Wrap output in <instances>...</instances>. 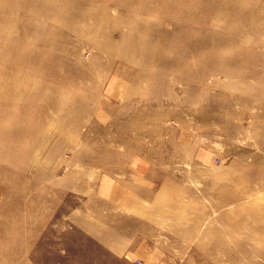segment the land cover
Returning <instances> with one entry per match:
<instances>
[{
	"label": "rangeland",
	"instance_id": "374dc122",
	"mask_svg": "<svg viewBox=\"0 0 264 264\" xmlns=\"http://www.w3.org/2000/svg\"><path fill=\"white\" fill-rule=\"evenodd\" d=\"M134 261L264 264V0H0V264Z\"/></svg>",
	"mask_w": 264,
	"mask_h": 264
},
{
	"label": "crops",
	"instance_id": "0c3cea01",
	"mask_svg": "<svg viewBox=\"0 0 264 264\" xmlns=\"http://www.w3.org/2000/svg\"><path fill=\"white\" fill-rule=\"evenodd\" d=\"M180 141L182 142L181 145H184L189 152L191 147L189 139L185 141L184 137H182ZM129 161L130 165L125 174L130 177L121 179V193L115 194V192H113V194L115 195L116 201H122L121 206L124 207L123 209L126 211H133L142 208L140 201L143 197L146 198V196L149 195L151 198H154L155 191L153 188L151 190V182L146 174L150 169V161L141 156H133ZM116 174L117 172H111L109 176H106L108 183L113 182L114 178H116Z\"/></svg>",
	"mask_w": 264,
	"mask_h": 264
},
{
	"label": "bare ground",
	"instance_id": "6f19581e",
	"mask_svg": "<svg viewBox=\"0 0 264 264\" xmlns=\"http://www.w3.org/2000/svg\"><path fill=\"white\" fill-rule=\"evenodd\" d=\"M23 36H26V34L23 33ZM36 57H37V54L34 53V55L31 56V58H27V57H26V58H23V60H24V61H27V62L32 61V62H34V63L36 64V62H37ZM13 78H14V77H13ZM14 79H16V78H14Z\"/></svg>",
	"mask_w": 264,
	"mask_h": 264
},
{
	"label": "built area",
	"instance_id": "2783aa9c",
	"mask_svg": "<svg viewBox=\"0 0 264 264\" xmlns=\"http://www.w3.org/2000/svg\"><path fill=\"white\" fill-rule=\"evenodd\" d=\"M139 262L138 261H134V263L133 264H138Z\"/></svg>",
	"mask_w": 264,
	"mask_h": 264
}]
</instances>
